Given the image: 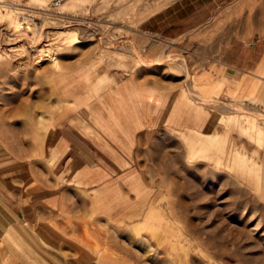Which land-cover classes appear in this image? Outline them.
<instances>
[{
	"label": "rangeland",
	"instance_id": "1",
	"mask_svg": "<svg viewBox=\"0 0 264 264\" xmlns=\"http://www.w3.org/2000/svg\"><path fill=\"white\" fill-rule=\"evenodd\" d=\"M173 1L0 0V264H264V69L227 79L257 60L264 0H218L179 39L141 34ZM236 43L244 58L227 57ZM89 63L105 84L146 69L213 113L140 146L146 196L124 217L58 176L54 75Z\"/></svg>",
	"mask_w": 264,
	"mask_h": 264
},
{
	"label": "crops",
	"instance_id": "2",
	"mask_svg": "<svg viewBox=\"0 0 264 264\" xmlns=\"http://www.w3.org/2000/svg\"><path fill=\"white\" fill-rule=\"evenodd\" d=\"M217 1L175 0L144 19L140 33L179 39L208 21ZM244 50L243 44L236 43L227 57L244 58ZM248 50L249 57L258 54L255 64L237 60L227 68V79L264 69V44H253ZM94 67L89 63L54 75L59 94L53 117V150L61 165L58 176L70 181L67 186L82 182L96 191L100 203L124 217L146 196L142 181L147 179L138 162L140 146L163 129H203L213 113L211 107L196 104L179 85L149 79L146 69L123 78L115 75L105 84V75H97ZM60 200L50 194L45 204L56 206Z\"/></svg>",
	"mask_w": 264,
	"mask_h": 264
},
{
	"label": "bare ground",
	"instance_id": "3",
	"mask_svg": "<svg viewBox=\"0 0 264 264\" xmlns=\"http://www.w3.org/2000/svg\"><path fill=\"white\" fill-rule=\"evenodd\" d=\"M28 24V23H27ZM29 27V26H28ZM23 39V38H22ZM51 44H46L45 46H43L39 52H43V51H51L52 48H44V47H47V46H50Z\"/></svg>",
	"mask_w": 264,
	"mask_h": 264
},
{
	"label": "built area",
	"instance_id": "4",
	"mask_svg": "<svg viewBox=\"0 0 264 264\" xmlns=\"http://www.w3.org/2000/svg\"><path fill=\"white\" fill-rule=\"evenodd\" d=\"M61 3H62V0H54L53 5H54V6H59ZM34 19H35V18H33V20H34Z\"/></svg>",
	"mask_w": 264,
	"mask_h": 264
}]
</instances>
